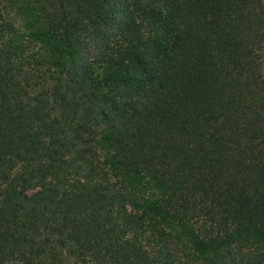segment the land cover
<instances>
[{"label": "trees", "instance_id": "16d2710c", "mask_svg": "<svg viewBox=\"0 0 264 264\" xmlns=\"http://www.w3.org/2000/svg\"><path fill=\"white\" fill-rule=\"evenodd\" d=\"M0 264H264V0H0Z\"/></svg>", "mask_w": 264, "mask_h": 264}]
</instances>
